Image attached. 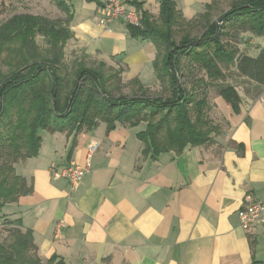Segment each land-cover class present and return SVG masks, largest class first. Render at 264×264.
I'll use <instances>...</instances> for the list:
<instances>
[{"label": "crops", "instance_id": "crops-1", "mask_svg": "<svg viewBox=\"0 0 264 264\" xmlns=\"http://www.w3.org/2000/svg\"><path fill=\"white\" fill-rule=\"evenodd\" d=\"M104 1L66 0L72 42L124 79L150 86L153 44L131 38L121 21L99 25L97 2ZM172 1L191 20L214 0ZM159 4L148 0L142 8L157 17ZM218 107L224 127L209 144L154 159L136 137L143 125L106 133L100 123L69 138L44 131L38 154L14 165L32 192L2 210L31 230L42 262L264 264V222L247 233L237 215L246 195L264 204V87L237 114L223 99ZM92 142L98 146L90 152ZM70 163L88 169L75 188L51 176Z\"/></svg>", "mask_w": 264, "mask_h": 264}, {"label": "trees", "instance_id": "trees-1", "mask_svg": "<svg viewBox=\"0 0 264 264\" xmlns=\"http://www.w3.org/2000/svg\"><path fill=\"white\" fill-rule=\"evenodd\" d=\"M55 1L64 19L18 14L0 24V210L32 192L14 165L38 154L41 131L69 138L100 123L106 133L117 125H143L136 137L142 154L154 159L212 141L218 126L208 117L210 87L216 85L218 97L239 112L240 95L224 84L232 71L253 84V99L264 87V48L252 57L240 54L236 43L245 33L264 37V0H227L225 11L218 7L226 0H214L191 20L172 0H160L157 17L143 10V3L123 0L140 16L139 25H126L129 36L150 41L156 50L152 67L162 90L154 96L138 79H131L124 93L121 70L103 62L88 65L84 50L65 62L72 10L66 0ZM5 224L14 230L10 243L0 241V264H65L57 256L42 262L31 230L22 229L20 220Z\"/></svg>", "mask_w": 264, "mask_h": 264}, {"label": "rangeland", "instance_id": "rangeland-1", "mask_svg": "<svg viewBox=\"0 0 264 264\" xmlns=\"http://www.w3.org/2000/svg\"><path fill=\"white\" fill-rule=\"evenodd\" d=\"M55 0H0V24L4 23L7 19L14 15L18 14H32L36 16H43L52 20L55 19H64V13L59 10L55 5ZM229 2L222 3L218 8L222 11L228 9ZM156 11V10H155ZM36 41L39 45L43 43L42 37L38 36ZM237 47L239 49L240 54L256 56L258 49L264 48V37H256L249 33L241 34L237 39ZM83 49L72 42V39H69L64 46V54H65V62H70L74 58H78L81 56ZM88 65H94L98 63L96 59L87 60ZM113 68V67H112ZM113 70H118L113 68ZM232 75L226 79L224 84H230L234 86L240 95L242 102H249L253 99L256 89L248 82L245 78H241L235 76L234 71L231 73ZM130 80L121 78V82L123 84L122 89L124 93H128L130 91V86L126 85ZM217 84V83H216ZM147 87V86H146ZM149 89V94L157 95L162 90V85L156 80L153 84L147 87ZM222 98L218 97L217 87H210L208 90V101L210 105V109L208 111V117L210 118L213 124L220 126L223 128L224 119L220 111H218V103ZM44 131H41L42 135ZM11 220L9 216L4 213V210H0V241L4 244H8L11 241L9 237L11 231L14 230L11 225H6L5 222Z\"/></svg>", "mask_w": 264, "mask_h": 264}, {"label": "built area", "instance_id": "built-area-1", "mask_svg": "<svg viewBox=\"0 0 264 264\" xmlns=\"http://www.w3.org/2000/svg\"><path fill=\"white\" fill-rule=\"evenodd\" d=\"M136 1L144 4L148 0ZM98 13L99 17L96 20L103 27H107L113 21H121L125 26H137L140 22L138 12L134 8L128 7L123 0H105L103 5L98 7ZM97 146L96 142H92L89 145V151L93 152ZM87 171L86 167L70 163L59 171L52 168L51 176L54 180H66L72 188H75L80 184ZM237 215L242 230L251 233L264 222V204L254 200L250 195H246Z\"/></svg>", "mask_w": 264, "mask_h": 264}, {"label": "water", "instance_id": "water-1", "mask_svg": "<svg viewBox=\"0 0 264 264\" xmlns=\"http://www.w3.org/2000/svg\"><path fill=\"white\" fill-rule=\"evenodd\" d=\"M218 26H219V24H218Z\"/></svg>", "mask_w": 264, "mask_h": 264}]
</instances>
